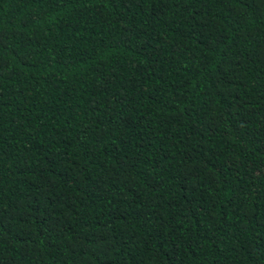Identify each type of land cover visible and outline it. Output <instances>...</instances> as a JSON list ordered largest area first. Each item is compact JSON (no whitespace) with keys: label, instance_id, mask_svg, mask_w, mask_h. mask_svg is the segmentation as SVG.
Wrapping results in <instances>:
<instances>
[{"label":"trees","instance_id":"obj_1","mask_svg":"<svg viewBox=\"0 0 264 264\" xmlns=\"http://www.w3.org/2000/svg\"><path fill=\"white\" fill-rule=\"evenodd\" d=\"M0 264H264V0H0Z\"/></svg>","mask_w":264,"mask_h":264}]
</instances>
